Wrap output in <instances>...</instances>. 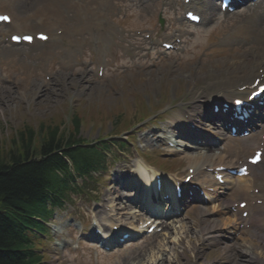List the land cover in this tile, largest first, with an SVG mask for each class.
Returning <instances> with one entry per match:
<instances>
[{"label":"rangeland","instance_id":"rangeland-1","mask_svg":"<svg viewBox=\"0 0 264 264\" xmlns=\"http://www.w3.org/2000/svg\"><path fill=\"white\" fill-rule=\"evenodd\" d=\"M63 6L64 13V25H81L82 23V11L81 8L88 10V17L90 20L94 19L95 10H103L102 4H106L108 8V0H88L92 3L88 4L83 0H78L80 5L79 12H69V2L75 0H57ZM69 1V2H68ZM66 8V9H65ZM74 11L73 9H70ZM19 11V10H18ZM30 7L23 8V12L31 13ZM139 12L133 10V13ZM162 12V16L167 22L168 28L175 27L179 28L171 11L165 8H161L155 5L151 8H142V15L136 14L132 17L130 14L129 24L136 26L139 29L155 30L160 34L158 16ZM77 19V21H75ZM193 30V29H192ZM202 29L197 31V37L189 42L186 50L191 54L186 58L190 61H194L198 56H204L209 51H205L211 46V43L215 41L214 37H206L200 33ZM13 31V30H11ZM170 33V32H169ZM218 36H225V32H220ZM90 38V40H88ZM73 41L72 49L74 51L73 57L68 58V54L64 52L65 45L68 44L69 40L63 38V46H54L49 50V55L45 57V60H33L36 59L37 54L42 53L39 49H20L17 50L18 54L13 56L2 55L0 59L3 64V71L5 80L8 81L7 85H0V91H3L5 100L0 103V146L4 153L9 150V147H13L11 143L12 138L15 134V130H22L27 127L38 128L43 125H50V128L54 129L59 127L61 130L65 129L71 121L74 109L77 107V116L85 118V128L82 130V135L89 140L96 139L100 130H90L93 122H103V126L97 123L105 134H109L111 131L116 134L126 128L125 122L128 121V125L134 120L133 109H138L139 105L131 102L129 98L130 112L124 119V115L120 112L123 105V95L126 96L130 93H148L155 100H158L160 93L168 84L174 85L175 82L172 78L179 71L183 69H177L180 65H186L184 63L185 53L183 52L182 61H178L180 64L172 65V58H160L155 50L151 53H128L125 50H116L114 42L112 41L111 35L105 39V50L106 56L103 60L105 64V74L103 77L98 78L95 74L97 70L98 57L94 53L93 48V36L88 31L77 32V34L71 37ZM142 43V42H140ZM144 45V44H142ZM3 50H0V53ZM217 51H210V56H216ZM209 61L216 62L222 65V61L209 57ZM72 64L74 69L68 71V65ZM194 67L188 68L185 73L182 74L178 79L181 78H196V72L203 71L200 67L202 65L195 64ZM212 65L208 66L209 70L212 71ZM45 67L48 71H45ZM124 68H132L138 70L135 74L130 76H122L126 73ZM203 73V72H201ZM200 73V74H201ZM45 74L51 77L50 81L45 80ZM145 76V81H141L142 77ZM188 76V77H186ZM31 80H30V78ZM201 80L204 78H198V83L201 84ZM131 81L135 83L129 87L128 91L123 89L125 84ZM189 80L178 84L176 87L178 91L180 88L187 87ZM202 86L204 83L202 82ZM10 90L12 94H10ZM20 95V96H19ZM19 96L18 98H16ZM141 96V95H140ZM20 98L22 102L19 101ZM132 105L134 107L132 108ZM171 106V105H170ZM172 113L177 111V107H172ZM144 113L145 110L141 109ZM114 118H120L121 124H113ZM133 118V119H132ZM129 119V120H128ZM102 126V127H101ZM159 127L158 124H155ZM34 129V128H33ZM139 137L132 141L137 144ZM14 142V139H13ZM130 159L131 166L133 168L134 163V152L130 150L125 154ZM122 161V160H121ZM119 161L116 162L112 167L108 168V172L103 175L100 180V185L96 186L98 191V199L93 201V198L77 201V205L72 209L75 216L83 218L87 223L88 216L96 211V204L100 203L107 206L111 201L118 204L117 209H114L115 217L119 220V215L124 212L121 208L120 202L115 198L116 196L111 195L110 188L107 183V178L110 177V173L116 172L117 169H123L124 164ZM185 173L181 174L183 177ZM91 197L94 195L88 193ZM105 206H102L103 208ZM70 211V210H69ZM85 214V215H84ZM97 214V212H95ZM108 212L103 214L106 217ZM200 211L191 210L188 213L190 220L185 224L175 223L172 225L171 230H164L162 233L152 235L151 238L144 237L138 243L132 245L128 249L118 251V254H102L89 250L84 246H81L77 251H60L58 253L61 261L58 263L54 260V254L50 251L58 249L55 244L59 241V238L50 239L51 243H41L39 246L44 250L47 255L51 258V261H55L53 264H122L123 261L129 263L134 257H138L139 261L143 264H152V261L161 257H168L174 261V264H205V258H211L213 255L212 250L204 249L202 243L199 247L191 246L195 239L200 241V237L204 230L214 228L210 220H205L202 217L199 218ZM98 215V214H97ZM70 219L67 216V212L58 217V219ZM98 220H102V215L99 214L96 217ZM107 218V217H106ZM63 220V221H64ZM212 220L217 224H221V217L219 215H212ZM67 221H65V224ZM86 226H90L87 224ZM218 230L219 228H214ZM204 241V240H202ZM163 242L166 250V256L162 255L157 250V243ZM198 244V243H195ZM208 248V247H206ZM198 249V250H196ZM198 251V252H197ZM209 252L208 255H206ZM205 261H204V260ZM239 254L235 255L233 264H249L244 261Z\"/></svg>","mask_w":264,"mask_h":264},{"label":"trees","instance_id":"trees-1","mask_svg":"<svg viewBox=\"0 0 264 264\" xmlns=\"http://www.w3.org/2000/svg\"><path fill=\"white\" fill-rule=\"evenodd\" d=\"M43 139L41 158L32 149L34 131L26 129L14 141L15 148L9 154L0 149V264H31L32 257L20 252L22 245L18 234L20 216L27 217L40 209L51 172L62 165L52 153L60 149L56 132Z\"/></svg>","mask_w":264,"mask_h":264},{"label":"bare ground","instance_id":"bare-ground-1","mask_svg":"<svg viewBox=\"0 0 264 264\" xmlns=\"http://www.w3.org/2000/svg\"><path fill=\"white\" fill-rule=\"evenodd\" d=\"M2 1V3H6L8 0H0ZM247 0H245L244 2H246ZM262 4V3H259ZM26 5V4H25ZM35 6L36 10H39V12H35L33 14L38 13V15L42 14L45 16L48 15V19L46 21V23L44 22L43 25L40 24V20H33L36 22L37 27H39L40 29H46V30H53V26L55 24L58 23V21H60L61 19L59 18V16L57 14L58 11L55 13L57 8H58V3L54 0H42V1H38V3ZM262 12L264 13V8L262 9ZM28 17V16H27ZM26 16H21L20 17V23H19V27H23V30H31L33 29V21H31L30 19H28ZM21 25V26H20ZM51 31V32H52ZM76 31V29L74 30ZM236 31V36L242 38L245 43L250 42L253 39V42L257 43V46L260 45V48L254 51H246L244 52L245 57H247L248 59L244 58H238V56H233L232 62L231 63H227V68L223 71H219V74L221 76L220 80L218 81H222V82H229V81H233L235 84H232L233 86H249L250 85V81L251 82V86L254 83V80L259 79L260 81L264 80V19L261 18L260 16H255L254 19L251 22H247L244 23L243 25L239 26L238 29L235 30ZM250 65V68H247V66ZM259 70H262V72H260ZM247 88L245 87L243 92H246ZM191 135H195L194 133H190ZM189 138H191V136H189ZM254 138V137H253ZM255 144V143H254ZM242 148V146H240ZM237 146L232 145L231 146V150L234 152H237ZM256 148V147H254ZM174 152H179V151H174ZM203 157L202 156H198L195 158H189V162L192 163H197L200 160H202ZM146 167L141 166L138 168V179L142 180L145 185L151 186V181L154 178L153 177V172L151 171V176H148L149 174L146 171ZM197 172L200 171L199 168L196 169ZM137 170H135L136 173ZM263 172L260 173V175H254L252 178V181L254 183L259 182L262 177H263ZM242 180L244 183L249 182L248 179H240ZM154 181V180H153ZM174 185L173 183L168 184V186H166L165 188H163V190H167L169 191L170 194H172V191L170 190V188H172L171 186ZM157 192L154 191L152 189H145L143 192L147 193L146 195V202H147V207L152 208V198L153 197H159L162 192ZM159 201V200H158ZM160 202L157 203V205ZM156 205V206H157ZM136 209H138V207H134ZM154 209V208H153ZM159 210V209H158ZM156 212V211H155ZM159 214V213H158ZM128 224L133 228L136 229L137 226L134 227L132 222H128ZM136 232H140L139 229H136ZM135 232V233H136ZM243 244L246 246V250L243 251L245 254L250 252V248H251V254L258 259L259 261H261L262 264H264V260L260 259V254H257L255 252V245H254V241H252V244L248 243V242H243ZM163 248V246L161 244L158 245V249ZM163 252H165L163 250ZM144 256L142 257V262H143ZM141 264V261H139V258L136 256L131 264ZM150 264V263H149ZM152 264H174V261L170 258H159L158 260L155 259L152 261Z\"/></svg>","mask_w":264,"mask_h":264},{"label":"snow or ice","instance_id":"snow-or-ice-1","mask_svg":"<svg viewBox=\"0 0 264 264\" xmlns=\"http://www.w3.org/2000/svg\"><path fill=\"white\" fill-rule=\"evenodd\" d=\"M0 19H7V17H0Z\"/></svg>","mask_w":264,"mask_h":264}]
</instances>
